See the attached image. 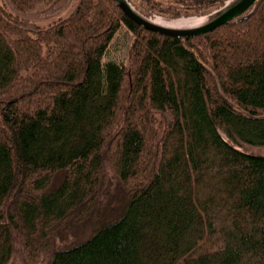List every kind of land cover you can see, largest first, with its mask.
<instances>
[{
  "label": "trees",
  "instance_id": "1",
  "mask_svg": "<svg viewBox=\"0 0 264 264\" xmlns=\"http://www.w3.org/2000/svg\"><path fill=\"white\" fill-rule=\"evenodd\" d=\"M126 1L154 21L232 0ZM69 2L0 0V264H264V154L233 145L264 146V0L186 38Z\"/></svg>",
  "mask_w": 264,
  "mask_h": 264
},
{
  "label": "rangeland",
  "instance_id": "2",
  "mask_svg": "<svg viewBox=\"0 0 264 264\" xmlns=\"http://www.w3.org/2000/svg\"><path fill=\"white\" fill-rule=\"evenodd\" d=\"M77 1L78 0H70L67 10L65 11L66 12L65 15H67L69 11H71V9L74 7ZM212 16L213 15L211 16L201 15V16H189V17H180V18H164L157 16L152 22L169 28H191L206 23L207 21L211 20ZM29 19L38 23H43V21L41 20L42 18L39 17L30 16ZM128 42H129L128 32L121 31L120 33H118L108 49L106 59L123 60L125 58ZM219 130L225 139L230 140V138L221 128H219ZM233 145L236 148L247 153L264 154V146L251 145L247 143L238 144L234 142ZM113 188H114V184L112 183V189ZM82 231L83 230L81 229L75 230V232L78 233L77 238L81 239L79 234H81ZM55 238L56 241L53 243L55 249L61 247H68V245H70V242H64V238L61 235H58ZM9 264H26L23 259V255L21 253L19 246L16 248V252L14 253L13 258L11 259Z\"/></svg>",
  "mask_w": 264,
  "mask_h": 264
},
{
  "label": "water",
  "instance_id": "3",
  "mask_svg": "<svg viewBox=\"0 0 264 264\" xmlns=\"http://www.w3.org/2000/svg\"><path fill=\"white\" fill-rule=\"evenodd\" d=\"M258 0H232L223 9L219 10L211 20L191 28H169L156 24L135 12L126 0H114L118 8L132 22L146 30L171 37H192L204 34L214 28L230 22L252 8Z\"/></svg>",
  "mask_w": 264,
  "mask_h": 264
}]
</instances>
